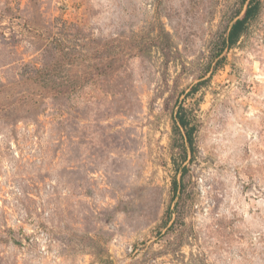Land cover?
Listing matches in <instances>:
<instances>
[{"label":"rangeland","instance_id":"1","mask_svg":"<svg viewBox=\"0 0 264 264\" xmlns=\"http://www.w3.org/2000/svg\"><path fill=\"white\" fill-rule=\"evenodd\" d=\"M254 1L0 0V264H264Z\"/></svg>","mask_w":264,"mask_h":264},{"label":"trees","instance_id":"2","mask_svg":"<svg viewBox=\"0 0 264 264\" xmlns=\"http://www.w3.org/2000/svg\"><path fill=\"white\" fill-rule=\"evenodd\" d=\"M241 2L243 5H246L248 3L245 14L242 18L237 19L230 28L227 38L223 40V46L221 47L219 53H221L222 50H224L225 48L231 49L235 45H237L240 38L248 29L250 22L253 19H255L260 12V5L258 4L257 1L241 0ZM176 124H177L176 128L178 130H180L181 128L184 129L185 136L189 142V145L193 146L195 127L191 126L190 119L188 118L185 109L183 107H181L180 110L177 112ZM176 190L177 187H175L174 191ZM168 214H170V212Z\"/></svg>","mask_w":264,"mask_h":264}]
</instances>
